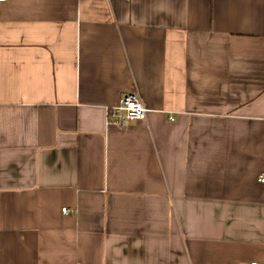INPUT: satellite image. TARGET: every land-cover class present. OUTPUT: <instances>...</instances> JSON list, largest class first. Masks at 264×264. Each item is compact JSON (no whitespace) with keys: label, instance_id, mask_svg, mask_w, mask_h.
<instances>
[{"label":"crops","instance_id":"obj_1","mask_svg":"<svg viewBox=\"0 0 264 264\" xmlns=\"http://www.w3.org/2000/svg\"><path fill=\"white\" fill-rule=\"evenodd\" d=\"M261 177L264 0L0 1V264H264Z\"/></svg>","mask_w":264,"mask_h":264},{"label":"built area","instance_id":"obj_2","mask_svg":"<svg viewBox=\"0 0 264 264\" xmlns=\"http://www.w3.org/2000/svg\"><path fill=\"white\" fill-rule=\"evenodd\" d=\"M4 1V0H0ZM147 108L139 94L129 91L125 93L120 101L107 109V122L116 126H125L133 121L142 120L146 117ZM264 182V178L259 179ZM62 211L67 213L69 209L64 207ZM248 264H256L255 261Z\"/></svg>","mask_w":264,"mask_h":264}]
</instances>
